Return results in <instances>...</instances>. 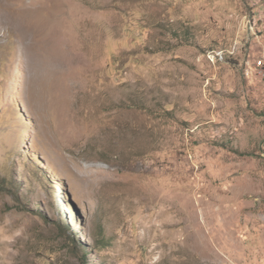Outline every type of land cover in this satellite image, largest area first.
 Returning <instances> with one entry per match:
<instances>
[{
    "label": "rangeland",
    "instance_id": "obj_1",
    "mask_svg": "<svg viewBox=\"0 0 264 264\" xmlns=\"http://www.w3.org/2000/svg\"><path fill=\"white\" fill-rule=\"evenodd\" d=\"M9 1L0 264H264V0Z\"/></svg>",
    "mask_w": 264,
    "mask_h": 264
},
{
    "label": "bare ground",
    "instance_id": "obj_2",
    "mask_svg": "<svg viewBox=\"0 0 264 264\" xmlns=\"http://www.w3.org/2000/svg\"><path fill=\"white\" fill-rule=\"evenodd\" d=\"M10 1H11V0H10ZM10 1H9V2H10ZM52 2H53V1H52ZM49 3H50V2H49ZM51 4H52V3H51ZM51 4H50V5H51ZM5 7H7V6H5ZM43 8H44V7H43ZM48 9H49V7H48ZM22 20H23V19H22ZM29 23H31V22H29ZM42 34H43V33H42ZM33 39H34V38H33ZM37 39H38V38H37ZM27 43H28V42H27ZM28 44H29V43H28ZM40 46H42V45H40ZM44 48H45V47H44ZM51 51H53V50H51ZM51 51H50V52H51ZM47 52H48V51H47ZM39 53L41 54V52H38V54H39ZM33 54H34V53H33ZM35 54H36V53H35ZM38 54H37V55H38ZM43 54H44V53H43ZM53 54H54V53H53ZM53 54H52V55H53ZM41 55H42V54H41ZM41 55H40L39 59L41 58ZM52 55H50V56H52ZM56 55H57V54H56ZM34 56H35V55H34ZM43 56H44V55H43ZM48 56H49V55H48ZM46 57H47V56H46ZM36 58H38V57H36ZM44 58H45V57H44ZM46 60H47V61H46V65H48V60L51 61L52 59L48 57V59H46ZM55 60H56V59H55ZM55 60L53 61V63L57 61V60H56V61H55ZM34 62H36L34 66H37L38 68H39V66H41V65H42V68L45 67V66H43V64L41 63L42 61H37V59H36V61H34ZM34 62H33V63H34ZM51 62H52V61H51ZM50 64H51V63H50ZM37 67H36V68H37ZM47 67L49 68V66H47ZM47 67H46V68H47ZM48 68H47V69H48ZM50 68H51V67H50ZM42 70H43V69H42ZM49 71H50V70H49ZM56 74H57V73H56ZM48 80H49V78H48ZM196 212H197V211H196ZM206 216H207V215H206Z\"/></svg>",
    "mask_w": 264,
    "mask_h": 264
},
{
    "label": "built area",
    "instance_id": "obj_3",
    "mask_svg": "<svg viewBox=\"0 0 264 264\" xmlns=\"http://www.w3.org/2000/svg\"><path fill=\"white\" fill-rule=\"evenodd\" d=\"M256 67L259 73L264 76V57H260L256 60Z\"/></svg>",
    "mask_w": 264,
    "mask_h": 264
}]
</instances>
